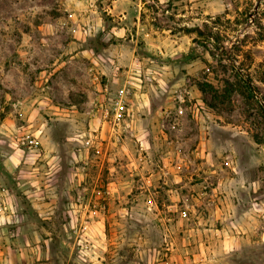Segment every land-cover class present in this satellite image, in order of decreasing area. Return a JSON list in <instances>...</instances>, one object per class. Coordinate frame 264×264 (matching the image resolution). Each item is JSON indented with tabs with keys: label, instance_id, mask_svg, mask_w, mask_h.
I'll list each match as a JSON object with an SVG mask.
<instances>
[{
	"label": "rangeland",
	"instance_id": "374dc122",
	"mask_svg": "<svg viewBox=\"0 0 264 264\" xmlns=\"http://www.w3.org/2000/svg\"><path fill=\"white\" fill-rule=\"evenodd\" d=\"M123 2L0 0V186L17 219L0 264H153L186 228L151 203L199 178H219L237 221L212 263L264 264V0ZM23 134L40 150L19 151Z\"/></svg>",
	"mask_w": 264,
	"mask_h": 264
},
{
	"label": "crops",
	"instance_id": "0c3cea01",
	"mask_svg": "<svg viewBox=\"0 0 264 264\" xmlns=\"http://www.w3.org/2000/svg\"><path fill=\"white\" fill-rule=\"evenodd\" d=\"M73 1L79 7H84L92 5L95 0ZM123 1L125 0L114 1L110 6L109 0H103L110 8L116 9L121 5L130 8L129 4H124ZM121 14L124 18L129 17L125 12ZM70 15L72 17L77 16L73 12ZM85 56L90 57L91 52L89 50L74 52L68 62L82 61ZM88 61L91 66L90 60L86 59L85 63L88 64ZM94 61L96 64H102L98 57H94L92 62ZM196 151L199 154L202 152L200 149H196ZM171 159L173 158L171 157ZM185 164L173 161L169 164L168 172L171 173L172 169L184 170ZM177 177L183 179V182L184 179L190 178L186 172L178 174ZM208 179L199 178V186L197 187L186 185L164 187L162 194L168 196V199L164 200L166 202L163 203L164 209H160L156 202L151 203L154 209L157 207L159 213H163L164 220H167L171 229L176 225L186 228L176 235L172 234L174 230L169 231L167 238H165V250L167 251H164L165 253H161L163 252L161 250V252L158 251L159 253L157 252L153 257V264H211L214 257H218L216 254L230 253L229 249L234 245V241L231 240L232 236L228 238V233L225 234L226 228L223 230L219 228L220 225L228 227L230 221H233L230 218L229 192L219 186V178H211L212 182L206 186ZM184 184H186V181ZM175 196L181 197L177 199ZM177 200L179 202H176ZM236 223L237 221L232 222L233 225H236ZM6 228L8 226L0 228V232L6 230ZM161 254L165 257H161Z\"/></svg>",
	"mask_w": 264,
	"mask_h": 264
},
{
	"label": "built area",
	"instance_id": "2783aa9c",
	"mask_svg": "<svg viewBox=\"0 0 264 264\" xmlns=\"http://www.w3.org/2000/svg\"><path fill=\"white\" fill-rule=\"evenodd\" d=\"M151 81L152 78H147ZM134 86L131 80H127L125 84L117 91L114 102V110L112 114L113 122L115 127L119 129L122 124L126 122L127 117L130 116L129 103L131 102V95ZM183 110H180L182 113ZM109 115V112L107 113ZM18 150L25 152L26 150L39 151L40 144L35 136L21 135L17 137ZM9 191L0 186V228L13 225L16 223V214L13 210L14 205L12 204Z\"/></svg>",
	"mask_w": 264,
	"mask_h": 264
},
{
	"label": "water",
	"instance_id": "95a60500",
	"mask_svg": "<svg viewBox=\"0 0 264 264\" xmlns=\"http://www.w3.org/2000/svg\"><path fill=\"white\" fill-rule=\"evenodd\" d=\"M259 3H260V2L257 3L256 10L258 9Z\"/></svg>",
	"mask_w": 264,
	"mask_h": 264
}]
</instances>
